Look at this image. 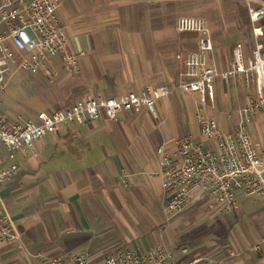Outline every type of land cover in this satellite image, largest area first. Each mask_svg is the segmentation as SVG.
<instances>
[{
    "label": "crops",
    "instance_id": "obj_1",
    "mask_svg": "<svg viewBox=\"0 0 264 264\" xmlns=\"http://www.w3.org/2000/svg\"><path fill=\"white\" fill-rule=\"evenodd\" d=\"M179 16L205 19L212 42L209 63L219 71L228 68L237 44L244 60L250 57L255 44L248 46L256 42L253 27L263 31L257 42L264 46V23H252L243 0H58L57 17L78 70L69 74L59 57L52 58L45 68L56 73L54 78L48 79L42 69L29 74L35 92L26 86L16 93L6 88L3 113L12 120L36 121L39 112L49 114L88 98L114 99L146 86L177 85L181 79L175 55L195 51L198 42L194 33L175 31ZM23 72L12 68L5 83ZM203 102L197 94L174 90L155 104L153 114L135 108L118 112L110 121L60 125L56 136L48 134L35 143L34 155L0 147V174L18 166L10 179L0 180V211L10 217L27 250L48 256L66 258L87 251L98 264L119 249L144 253L163 244L181 263L200 257L220 261L222 254L208 251L214 238L223 236L228 256L236 258L227 264H264L262 248L255 258L241 256L244 250L230 235L239 210L251 212L258 201L240 195L238 210L225 213L220 206L209 209L207 195L194 191L184 210L165 224L161 156L178 160V138L202 140L197 115L211 117L230 131L246 92L244 86L215 79L213 102ZM256 119L264 122L258 115ZM249 134L264 145L259 126ZM226 217L235 222L228 235L218 228L220 220L228 222ZM263 238L264 224L254 243ZM0 264L39 263L13 245L0 244Z\"/></svg>",
    "mask_w": 264,
    "mask_h": 264
},
{
    "label": "built area",
    "instance_id": "obj_2",
    "mask_svg": "<svg viewBox=\"0 0 264 264\" xmlns=\"http://www.w3.org/2000/svg\"><path fill=\"white\" fill-rule=\"evenodd\" d=\"M249 9L252 23L264 15V7L253 9L258 0H243ZM58 0H0V147L7 152L34 155V145L45 135H57L63 124L83 125L98 119L113 120L122 110L142 108L153 114L155 104L167 98L174 90L197 94L199 102L206 98L213 102L215 79L232 85L244 86L246 102L239 110V120L230 131L223 130L218 122L202 114L196 124L202 140L187 137L175 141L178 160L163 155L160 159L163 193L166 197L162 212L166 221L179 215L190 201L194 191L205 193L208 207L220 206L225 213L238 209V198H254L264 211V145L253 140L249 126L257 115L264 119V46L256 43L247 60L242 46L232 51L228 68L219 71L210 65L212 42L204 19L180 16L175 20L178 34L198 35L195 51L178 52L175 60L181 81L171 86H146L139 93L129 92L114 99L88 98L82 104L47 114L39 112L36 121L12 120L2 111L6 90L5 77L14 67L31 75L42 69L52 80L55 72L45 68V63L59 57L64 70L75 74L78 70L76 56L70 54L64 33L57 17ZM253 37H263L259 27H253ZM204 103V102H203ZM18 170L13 164L0 174L8 180ZM122 181L126 182L123 172ZM264 238L251 250L259 252ZM0 244H10L21 251L28 260L39 264H94L87 251H79L66 258L53 257L41 252H31L23 244L10 217L0 211ZM185 254L186 250H182ZM213 264L215 259L194 258L181 263L173 258L163 244H157L144 253L119 249L103 258L98 264Z\"/></svg>",
    "mask_w": 264,
    "mask_h": 264
},
{
    "label": "rangeland",
    "instance_id": "obj_3",
    "mask_svg": "<svg viewBox=\"0 0 264 264\" xmlns=\"http://www.w3.org/2000/svg\"><path fill=\"white\" fill-rule=\"evenodd\" d=\"M256 3L257 4H253V8L254 9L255 8L264 7V0H258ZM247 12H248V10H247ZM243 17L244 16H242V20H244ZM202 19H204V18H202ZM204 21H205V19H204ZM260 22L262 24L264 23V15L260 19ZM255 40H256V42H254V41L251 42V45H249L248 48L250 46H252L253 44L258 43L257 39H255ZM178 52H183L184 53V52H188V51H178ZM22 86H26L27 88H29V90H32L33 92H35L34 91L35 83L33 82V80H31V76L29 74H27V73H24V72L17 74V76L15 77L14 80L9 81V82L6 83V88H8L12 93H14V92L16 93L17 88L22 87ZM21 99H23V98L21 97ZM25 107H26V105L24 106V109H25ZM256 117H255V119H256ZM259 121L260 120L255 121V122L253 121V124L250 125L251 128L249 126V130H251L254 125H256V126H259V128L261 129L262 134H264V122H259ZM257 132H259V131L257 130ZM259 136H261V134H259ZM259 140L262 141V139H260V138H259ZM248 199H250L249 201H253L254 200V202L255 201L257 202V200L254 199V198H248ZM259 205H260L259 202H257V206L258 207L255 208L253 211L251 210V212H248L247 210L245 211L244 209H243V211L239 210L240 211V214H239L240 217L238 218V221L236 222V225H234L235 222L232 221L231 218H229V217H226V220H228V222L224 223L222 220H220L218 222L221 225V226H218V228H223V230L226 231L227 235H228V233L230 232L231 228L234 225V227L232 228V234H230V235H231V237H233V235L235 236V238L237 239V245L239 246V249L241 251L244 250V253L241 256H243L246 253H250L252 255V257L255 258V255H254L255 252L253 250H251V247L255 244L253 236H256L258 230L264 224V213H263L262 210H260L261 206H259ZM237 210H235V211H237ZM176 217L170 219L169 221H166V218L164 217L165 218V224H168L171 220L175 219ZM224 240H226V238H224L223 236H221V237L218 236V237L214 238L215 243L213 244V247L210 248L211 250L208 251V252H211V254H213V255H216L215 253H218V254L220 253V254L223 255V257L221 259H219L220 261H216V263L217 262H221V264H227L232 259L235 258V257L230 258L228 256L227 248L223 247V244L225 243ZM261 248L264 250V244H261Z\"/></svg>",
    "mask_w": 264,
    "mask_h": 264
}]
</instances>
